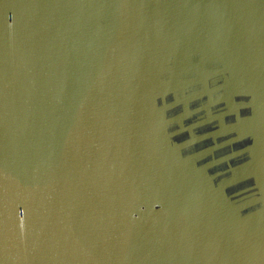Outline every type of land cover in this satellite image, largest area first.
Masks as SVG:
<instances>
[{
    "label": "water",
    "instance_id": "95a60500",
    "mask_svg": "<svg viewBox=\"0 0 264 264\" xmlns=\"http://www.w3.org/2000/svg\"><path fill=\"white\" fill-rule=\"evenodd\" d=\"M0 264H264V0H0Z\"/></svg>",
    "mask_w": 264,
    "mask_h": 264
}]
</instances>
